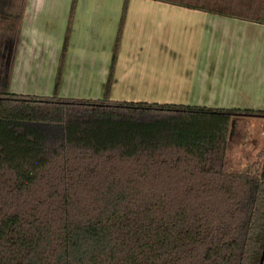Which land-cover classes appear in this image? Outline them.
I'll list each match as a JSON object with an SVG mask.
<instances>
[{"label": "trees", "instance_id": "obj_1", "mask_svg": "<svg viewBox=\"0 0 264 264\" xmlns=\"http://www.w3.org/2000/svg\"><path fill=\"white\" fill-rule=\"evenodd\" d=\"M76 1L45 95L8 89L26 0H0V264H259L264 109L110 98L129 0L103 96L58 95ZM156 1L264 23V0Z\"/></svg>", "mask_w": 264, "mask_h": 264}, {"label": "crops", "instance_id": "obj_2", "mask_svg": "<svg viewBox=\"0 0 264 264\" xmlns=\"http://www.w3.org/2000/svg\"><path fill=\"white\" fill-rule=\"evenodd\" d=\"M70 4L26 0L10 81L44 83L47 92L53 88ZM122 4L76 1L60 71L61 96H103ZM181 33L193 41L184 48L193 58L187 67L179 63L184 49L173 46ZM32 92L46 94L40 88ZM166 94L186 100L177 103L264 109V23L156 0H129L109 96L154 100Z\"/></svg>", "mask_w": 264, "mask_h": 264}, {"label": "rangeland", "instance_id": "obj_3", "mask_svg": "<svg viewBox=\"0 0 264 264\" xmlns=\"http://www.w3.org/2000/svg\"><path fill=\"white\" fill-rule=\"evenodd\" d=\"M249 0H235L236 4L233 8L234 10V13H236L237 15H243V12H246L247 10L245 9L246 8V4ZM257 4H261L260 0L259 1H256ZM228 4V3H227ZM172 5V4H171ZM225 7V9L229 10V7L226 6L225 4H223ZM174 6H177V5H174ZM216 6V5H215ZM182 7V6H180ZM66 29V28H65ZM224 31V29H222V27H220V33H222ZM182 32V31H181ZM214 34V27H213V32L211 34V37L213 36ZM224 34V33H223ZM64 36V35H63ZM5 36L3 35H0V46L1 48H6L8 47V45L10 44L9 41L5 40L7 38H4ZM64 38V37H63ZM69 38H70V33H69V37H68V42L67 44L69 43ZM164 42L167 41V34H165L164 36ZM214 40V39H213ZM212 40V41H213ZM156 39L154 38L153 39V42H155ZM192 43L193 44V41H191V38H187V37H184L181 33L180 37L178 38H175L174 36V44L173 46L174 47H177V44H180L179 45V48L181 49H184L189 43ZM3 43H5V45H7L6 47H4ZM62 43H63V39H62ZM62 43H61V46H62ZM215 48V42L212 44L211 42V50ZM225 50V49H224ZM61 52V50H60ZM8 54L9 52L3 54L2 56H0V63H3V65H6L7 64V61H8ZM156 55L159 54V52L157 51L155 53ZM2 57V59H1ZM193 62V58L192 56L189 54V51L188 49H184V53L180 55V59H179V63L185 67L189 66L190 64H192ZM12 69V68H11ZM11 79V78H10ZM47 84H40L38 82H16V81H10L9 82V86H8V89L10 92H16V93H23V94H38L36 92H32V91H35V89L37 88H40L44 93H46L45 95H49V94H52L53 92V88L50 89L49 92H47L45 89H43V87H45ZM62 87V86H61ZM59 89H60V83L58 85V89H57V94L60 95V92H59ZM165 94V93H164ZM167 95V94H166ZM61 96V95H60ZM141 99V100H140ZM154 100H149V98H146L145 97H141V98H135V99H126L128 101H148V102H160V103H177V102H185L186 100H180L178 98H169V96L167 95V97H157V98H153ZM121 100H125V99H121ZM244 130V129H242ZM253 131V128H250V131ZM250 134H252V132H250ZM249 134V135H250ZM251 141V140H250ZM245 144H242V141H241V137L239 139H234L233 140V158H235V163L236 165H238L240 160H238L239 156H243L246 152H249V148L247 145L246 146V149H243ZM253 153V152H252ZM234 161V160H233Z\"/></svg>", "mask_w": 264, "mask_h": 264}, {"label": "water", "instance_id": "obj_4", "mask_svg": "<svg viewBox=\"0 0 264 264\" xmlns=\"http://www.w3.org/2000/svg\"><path fill=\"white\" fill-rule=\"evenodd\" d=\"M264 263V242H263V249H262V253L259 259V264H263Z\"/></svg>", "mask_w": 264, "mask_h": 264}, {"label": "built area", "instance_id": "obj_5", "mask_svg": "<svg viewBox=\"0 0 264 264\" xmlns=\"http://www.w3.org/2000/svg\"><path fill=\"white\" fill-rule=\"evenodd\" d=\"M263 134H264V132H263Z\"/></svg>", "mask_w": 264, "mask_h": 264}]
</instances>
